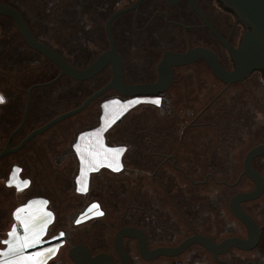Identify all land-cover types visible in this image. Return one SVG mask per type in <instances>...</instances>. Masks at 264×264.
<instances>
[{
    "label": "flooded vegetation",
    "instance_id": "flooded-vegetation-1",
    "mask_svg": "<svg viewBox=\"0 0 264 264\" xmlns=\"http://www.w3.org/2000/svg\"><path fill=\"white\" fill-rule=\"evenodd\" d=\"M55 1L0 0L21 12L36 39L79 69L89 67L111 48L107 31L110 18L139 2ZM19 2L26 6V12L17 5ZM6 19L9 18L0 16L1 34L8 31L3 24ZM209 26L234 48L245 33L233 13L218 0H142L137 8L115 17L110 32L123 59L124 82L155 83L159 79L158 64L166 52L185 54L196 48L212 51L225 70H233L228 50ZM46 34L49 41L41 36ZM28 49L31 54L25 55L21 47L15 46L9 55L0 57V63L17 65L30 59H46ZM199 59L173 67L168 89L159 96L147 97L159 99V104L149 107L154 106L162 120L148 118L154 117L153 112L146 116L132 140L121 138L128 148L127 164L132 166L127 168L139 176V186L113 192L112 186L97 185L94 197L108 196L107 208L114 211L117 221L108 225L102 221L106 212L99 202L102 215L90 221L94 231H82L83 238L69 251L83 244L93 257L108 254L115 264H120L116 234L122 228H134L142 233L147 255L141 254L138 238L124 237L126 264H264V190L258 198L239 204L260 230L255 247H231L214 256L194 243L177 255H150L159 249H176L197 235L216 245L230 238L248 240L247 227L232 212L231 203L233 198L257 188L244 174V166L249 152L264 144V76L256 71L241 82L227 84L216 78L205 58ZM111 79L109 65L94 78L76 82L92 83L99 90ZM43 89L35 98L37 121L46 110L43 105L51 101ZM109 92L117 94L114 90L106 94ZM178 93L182 96L178 119L163 121L166 116L160 110L164 100L172 115L174 94ZM252 167L264 180V154L252 160Z\"/></svg>",
    "mask_w": 264,
    "mask_h": 264
},
{
    "label": "water",
    "instance_id": "water-1",
    "mask_svg": "<svg viewBox=\"0 0 264 264\" xmlns=\"http://www.w3.org/2000/svg\"><path fill=\"white\" fill-rule=\"evenodd\" d=\"M141 1L142 0H139L134 7L121 10L110 18L107 25V31L110 37L111 48L85 69H79L72 66L47 44L36 39L21 12L10 4L0 2V16L12 20L24 44L31 50L44 56L46 60L56 65L59 69L58 75L53 80L29 87L26 97L27 107L24 110L19 125L9 135L5 146L0 147V161L6 156L22 151L29 142L34 143L35 138L53 128L60 122L80 114L86 110L92 102L104 96L109 90L116 91L118 96L124 98L161 95L168 89L173 80V67L196 62L197 60H200L199 58H205L204 60L216 78L227 84L241 82L256 71L262 72L264 76V0H218L225 9L233 13L237 22L245 28V33L239 46L234 48L211 26H209L228 50L233 63V70H225L220 65L216 55L212 51L204 48H196L185 54L166 52L164 54V59H161L158 64L159 79L155 83L126 84L123 78V59H121L120 54L116 51V46L110 32V24L115 17L137 8ZM109 65L112 68V79L106 86L91 94L79 107L67 113L61 114L46 123L44 126L33 130L18 145H14L16 137L22 131L26 123L29 112L28 106H30V98L34 89L53 85L62 78H69L79 82L88 81L97 76L105 67ZM263 154L264 144L251 150L245 159L244 174L253 180L257 186L256 190L233 198L231 203L232 212L247 227L248 240L230 238L225 240L221 245H216L211 240L197 235L186 240L176 249H159L150 253V255H177L194 243L204 246L212 252L214 256H217L218 253L231 247H239L242 249L255 247L259 241L260 230L257 228V225L252 217L247 214L239 204L242 201H249L258 198L264 190L263 178L252 167V160ZM124 237L138 238L140 243V252L144 257H146L147 251L142 241V233L134 228H122L115 237V246L122 258V262L120 264H126V259L123 253L124 249L122 246V239ZM69 258L74 264H115L112 261L111 256L108 254L101 253L93 257L89 249L83 244L73 246L69 251Z\"/></svg>",
    "mask_w": 264,
    "mask_h": 264
},
{
    "label": "crops",
    "instance_id": "crops-1",
    "mask_svg": "<svg viewBox=\"0 0 264 264\" xmlns=\"http://www.w3.org/2000/svg\"><path fill=\"white\" fill-rule=\"evenodd\" d=\"M4 70L0 69V147L6 144L10 133L18 125L17 118H22V103L26 100L23 95L21 97L20 90L14 89L10 93L2 87L3 80H7ZM137 98H104L100 103L98 118L76 131L72 146L76 170L71 191L79 201L89 198L92 186H97L107 174L120 176L126 169L125 157L128 148L117 137L126 130L130 120L128 117L147 100ZM35 112L33 108L29 110L24 129L16 137L17 140L24 139L36 127L37 123L33 120ZM33 145L35 144L25 146L26 149L16 154L36 156L38 152ZM6 162L4 159L0 161V193H3L0 198V221L3 217L2 199L5 190L13 193V201L18 197L20 201L12 209L10 224L1 241L0 264H60L64 255L69 256L72 245L66 230L68 228H64L68 218L65 219L64 215L60 225V216L52 207L51 199L40 193L30 177L24 176L23 167L18 162ZM93 202L84 203L83 208L74 216L73 222L76 226L102 215L99 204Z\"/></svg>",
    "mask_w": 264,
    "mask_h": 264
},
{
    "label": "rangeland",
    "instance_id": "rangeland-1",
    "mask_svg": "<svg viewBox=\"0 0 264 264\" xmlns=\"http://www.w3.org/2000/svg\"><path fill=\"white\" fill-rule=\"evenodd\" d=\"M14 1V0H12ZM46 2L50 3V0H45ZM61 0H56V2H59ZM17 5L23 9L26 12V6L19 2ZM44 5V4H43ZM46 5H44L45 7ZM29 19H32L31 15H28ZM4 25H6L8 31L4 33H0V47H3V50L0 51V57L7 56L10 54V52L13 50L15 46H19L22 48L25 55L31 54L30 50L25 47L21 37L19 36L14 24L11 20L6 19L4 20ZM47 28H45L46 30ZM46 32V31H45ZM44 40L49 41L50 38H48L46 35H41ZM12 56V55H11ZM38 61V62H36ZM45 64L43 59H30L29 61H25L23 63H18L17 65H11L6 64L3 62L0 63V67H5V70L3 73L7 76V80L2 83V87L6 88L10 93L14 92V89H19V87L22 89L20 91L21 97L25 98V95L27 97L28 93V86L31 82V80H36L38 77H42V73L40 70V67ZM38 67V68H37ZM39 69V71H38ZM29 72H31L32 76H29ZM58 72L56 71L54 75L56 76ZM35 77L36 79H34ZM44 83V82H43ZM15 84V85H14ZM41 84V83H39ZM42 90L43 93H45L47 96H50L51 101L46 103V105H43V108L46 110L42 112L40 121H37L34 117V121H37V125L35 128H32V130H36L42 126H44L50 119H54L57 116L67 113L80 105L96 90L97 87L95 85L92 86V83H85V84H78L76 81H71L66 78H62L59 80L56 84L50 85ZM35 90V91H34ZM31 98H30V106H28L29 110L32 108L35 109V93L37 92L38 88L34 89ZM264 90V87H263ZM26 91V92H25ZM40 91L37 93L39 94ZM115 95L112 92H109L108 94L102 96L101 98L97 99L96 101L92 102L86 110L81 112L80 114H77L65 121L60 122L53 128L49 129L42 135L35 138V145L34 149L37 150V155L32 157L26 154H19L16 157H11L7 160V164H10L12 162H18L20 166L23 167L24 170V176L30 177L33 184L37 186L40 193L43 195L48 196L51 199L52 207L56 210L57 214L60 216V225L63 223V217L64 215L66 218H68V221H66V225L64 228H68L67 232L69 233V238L71 244H75L81 241L83 238V235H81L82 231L90 230L94 231L93 223L88 222L84 223L81 226H76L73 222L74 216L83 208L84 203L89 204L92 203H101L103 206L104 211L106 212L105 218H103V222H105L107 225L115 221H117V215H114V211L109 212V209L107 208V195H102V197H94L93 194L96 192L97 186H92V192L90 197L79 201L71 191L72 187V180L74 177V173L76 170V163L75 160L72 158V154L69 155L67 158L61 160V155L67 150L72 149L73 141L76 135V131L79 129L85 128L86 126L93 123L99 115L100 110V103L102 100L108 96ZM180 93L174 94V105L175 110L173 111L172 115L166 116L163 118L164 120L172 121L178 119L179 113H181V99ZM129 100H133L136 98H128ZM137 99H144L146 102L139 105L136 109V112L131 114L128 119H130L127 122L126 130L121 132V134L117 137L120 141L122 137L124 139L127 138V140H132V137H134L139 129H141V125L143 120L146 118V116H150L153 112L155 113L154 117H148L152 118L155 121L162 120L160 114L156 113V109L153 107H149L152 105L159 104V99H152L147 97H139ZM27 100H25V103L23 105V113L25 108L27 107ZM264 102V97H263ZM52 110V111H51ZM29 113V112H28ZM23 116V115H22ZM152 116V115H151ZM28 117V116H27ZM19 119L17 118V124H19ZM262 126H264V116H263V122ZM16 128V127H15ZM14 128V129H15ZM13 129V130H14ZM68 131V133H67ZM11 134V133H10ZM246 135L249 137L248 131H246ZM24 136V135H23ZM21 138L18 140L16 139L15 143L18 145L21 141ZM248 140V138H247ZM49 142V144H47ZM32 142H29V144H34ZM26 145V147H28ZM5 146V145H4ZM3 146V147H4ZM26 148H23V150ZM73 150V149H72ZM27 152V150H25ZM4 159V158H3ZM125 163H126V169L122 172L120 176H113L112 174H107L106 178L103 180H100L98 184L105 187L112 186V191L119 190L122 191H130L133 188H137L139 186V181L141 179L137 174H134L131 170H129L127 167H132L131 164H127V157H125ZM128 165V166H127ZM8 166H6L7 168ZM135 184V186H134ZM3 191V190H2ZM3 193H0V198ZM124 195H121L123 197ZM13 199V193L11 191L5 190L4 198L2 199V212L3 217L0 221V246L1 241L5 237V229L10 224V217L11 212L14 206L18 204L20 201V198L18 197L15 201ZM112 201L113 199H109L108 202ZM89 202V203H88ZM81 203V205L79 204ZM99 203V204H100ZM4 204V206H3ZM109 207V205H108ZM110 208V207H109ZM125 206L121 207V213L124 212ZM91 223V224H90ZM70 228V229H69ZM96 228V227H95ZM91 233V232H90ZM109 243L110 238L108 239ZM62 260V259H61ZM60 264H73L71 260L69 259V256L66 254L63 257V260Z\"/></svg>",
    "mask_w": 264,
    "mask_h": 264
},
{
    "label": "trees",
    "instance_id": "trees-1",
    "mask_svg": "<svg viewBox=\"0 0 264 264\" xmlns=\"http://www.w3.org/2000/svg\"><path fill=\"white\" fill-rule=\"evenodd\" d=\"M13 23V22H12ZM14 24V23H13ZM15 26V25H14ZM44 60V62H45V64L44 63H42L43 65L40 67V70H41V72H43L42 74V77L40 78V77H38L37 78V81L35 80H31L30 79V81L29 82H31L30 84H29V86H28V89H29V87L30 86H32V85H34V84H38V83H46V82H49V81H51L52 79H54L56 76L54 75V73L57 71L58 73H59V69H58V67L56 66V65H54L53 63H51V62H49L48 60H46V59H43ZM38 68V67H37ZM38 71H39V69H38ZM29 76L31 77L32 76V74H31V72H29ZM34 79H36L35 77H33ZM66 79H69V78H66ZM69 80H72V79H69ZM73 81V80H72ZM75 81V80H74ZM15 85V84H14ZM45 89V88H44ZM43 89V90H44ZM18 90H22L20 87H19V89ZM39 91H41L40 90V88L37 90V92L35 93V98H36V96H37V93L39 92ZM26 92V91H25ZM112 96H116V97H118V98H120V99H128V98H124V97H120V96H118V94H116V95H112ZM26 97V96H25ZM109 97V96H108ZM25 103V102H24ZM24 103H22V105H24ZM167 101L166 100H164V103L162 104V108H161V112L162 113H164V115L165 116H167V115H170V113H171V107L169 106V105H167ZM37 109H38V107H37V104L35 103V109L34 110H36V112H37ZM164 110V111H163ZM36 112H35V116L34 117H36ZM22 119V118H21ZM51 120V119H50ZM20 121L21 120H19V122L18 123H20ZM19 125V124H18ZM17 125V126H18ZM16 126V127H17ZM23 129H24V127H23ZM23 129H22V131H23ZM22 131L18 134V135H20L21 133H22ZM12 133V132H11ZM23 140V139H22ZM15 145V144H14ZM20 153H21V151H20ZM71 154H73V150L71 149H67L62 155H61V158H60V162H61V160H63V159H65V158H67L69 155H71ZM19 154H14V155H9V156H6L5 158H4V160H8L9 158H11V157H16V156H18ZM70 259V258H69ZM71 260V259H70ZM71 262H72V260H71ZM73 263V262H72ZM51 264H56V263H51ZM74 264V263H73Z\"/></svg>",
    "mask_w": 264,
    "mask_h": 264
}]
</instances>
